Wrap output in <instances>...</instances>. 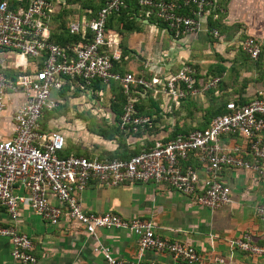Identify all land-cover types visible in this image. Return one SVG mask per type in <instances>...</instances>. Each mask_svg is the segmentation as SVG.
<instances>
[{
	"label": "built area",
	"instance_id": "built-area-1",
	"mask_svg": "<svg viewBox=\"0 0 264 264\" xmlns=\"http://www.w3.org/2000/svg\"><path fill=\"white\" fill-rule=\"evenodd\" d=\"M126 1L103 0L94 16L70 20L68 32L79 34L85 41L60 46L48 40L47 23L64 0H0V113L10 110V135L0 136V206L7 215L0 236L9 241L13 264L36 263L31 239L16 226L22 202L49 224H57L64 216L89 235L99 228L127 230L136 237L139 251L165 252L186 264L198 263L200 256L194 247L161 237L152 220L86 212L78 194L91 180L103 186L153 182L190 196L199 206L216 209L230 201L229 188L218 179L222 168L264 174V141L260 136L264 130V87L248 102L225 103V111L204 128L155 140L127 159L59 154L64 148V136L55 130L42 131L39 119L43 111H51L61 103L52 92L60 91L67 83L76 82L88 92L94 79L116 83L126 97L117 126L126 132L147 131L153 125L149 116L137 112L133 93L150 91L152 97L164 95L171 104L178 105L186 93L196 92V71L186 63L162 78L152 75L148 79L134 72L113 70V61L120 59L119 38L105 23L110 13L126 6ZM135 2L143 13L142 19L163 21L174 37L197 32L213 7L211 0H180L181 4L174 0ZM181 6L188 8L187 15L178 12ZM211 33L216 35V30ZM240 48L256 59L260 44L246 36ZM27 58L34 62L31 68H27ZM217 80L213 77L206 86ZM223 134L243 137L251 159H245L237 148L223 149L219 144ZM190 155L203 171L202 179L196 167L183 164ZM15 187L22 188L24 194L15 192ZM253 210L264 220V203ZM228 243L239 251L264 257V242L255 243L248 232ZM93 250L101 254L104 264H160L139 256L132 260L117 258L98 241Z\"/></svg>",
	"mask_w": 264,
	"mask_h": 264
},
{
	"label": "crops",
	"instance_id": "crops-1",
	"mask_svg": "<svg viewBox=\"0 0 264 264\" xmlns=\"http://www.w3.org/2000/svg\"><path fill=\"white\" fill-rule=\"evenodd\" d=\"M213 1L212 9L197 32L174 37L165 28L145 23L146 19H138L144 27L142 39H139V43L125 39L126 47L131 52L118 61L122 71L162 78L187 62L193 64L198 76L196 92L187 94L190 100L184 99L180 104L173 105L164 95L153 97L159 109L157 114L149 105L147 95L138 96L139 101L146 102L145 108L152 112L154 127L124 136L128 149L141 150L155 140L169 138L176 129L180 132L200 127L202 122L198 119L203 116L202 108L209 101L216 105L245 103L263 89L264 0ZM212 29L216 30V35L211 33ZM246 36H252L260 44L261 52L257 59L249 58L238 45ZM132 55L134 58L131 59ZM33 63L31 58H27V68H31ZM213 77L218 80L206 86ZM65 86L64 91H77L82 100L85 97L94 98L93 93L81 89L76 82ZM208 89L212 91L206 92ZM105 90H110V85L107 84ZM101 94L95 96L97 102ZM191 102L201 104V108L195 110L198 106L191 105ZM110 113H103V117L105 120L109 118L113 124V113ZM60 118L64 121L63 115ZM56 121L55 117H43L39 125L43 131L62 133L64 148L59 152L62 156L73 154L102 159L118 150V142L114 138H102L97 132L99 128L81 129L83 125L78 118L72 120L77 127L70 137L68 131L57 126ZM9 135L10 110L7 108L0 113V136L6 138ZM91 136L114 143L109 148L94 147L86 141ZM260 136L264 141V130ZM219 144L226 150L237 148L245 159H251L246 141L240 135H220ZM183 164L196 167L199 179L203 178L204 173L192 155ZM262 167L264 169V162ZM218 179L229 188L230 201L216 209L199 206L190 196L153 182L103 186L91 180L78 196L86 212H112L123 218L152 220L155 232L161 237L194 247L200 256V261L195 264H264V257L239 251L228 243L242 232L250 233L255 243L264 242V220L259 219L253 210L255 205L264 203V174L224 167L219 171ZM14 191L24 194L20 187H15ZM50 200L55 202L53 197ZM6 223L7 215L0 206V227ZM16 226L31 239L35 264H104L101 254L93 250L97 241L107 245L117 258L132 260L139 256L142 260H155L160 264H186L165 252L139 251L136 237L127 230L99 228L89 235L64 216L57 224H49L34 214L25 202L19 204ZM9 251V241L0 236V264H13ZM217 259H221V262Z\"/></svg>",
	"mask_w": 264,
	"mask_h": 264
},
{
	"label": "trees",
	"instance_id": "trees-1",
	"mask_svg": "<svg viewBox=\"0 0 264 264\" xmlns=\"http://www.w3.org/2000/svg\"><path fill=\"white\" fill-rule=\"evenodd\" d=\"M102 1L103 0H64V4L66 3H78L80 5L81 8H83V14L85 17L90 18L92 16L95 15V12L97 11V9H99L102 5ZM177 3L181 4L180 0H174ZM212 2H214L213 0H211ZM64 4L62 5L61 3L58 4V9H60V11H56L55 13H53L50 18L49 21L47 23L48 25V30H49V35H48V40L60 45V46H64L65 44H71V43H78V42H83L85 41L79 34H71L68 32L67 30V23L63 24V21H59L58 18L59 16H61L60 14L65 10V6ZM64 6V7H62ZM61 12V13H60ZM179 13L187 15L188 12V8L187 7H183L181 6L180 9L178 10ZM81 15V16H82ZM143 17V13L142 11H140V8L138 7V5L136 4L135 0H127L126 1V6L119 9L116 12H112L108 15L105 26L107 29L113 30V31H126L128 33L131 32H137L141 29V22L138 21V19H142ZM58 20V21H57ZM54 21H57V25L56 27H54V25H52L54 23ZM144 22V21H143ZM145 23H153L155 24V26H157L158 28H165L166 27V23H164L163 21L153 18V17H148L145 20ZM168 32L172 35V32L168 30ZM118 33V32H117ZM119 35V33H118ZM123 42V41H122ZM119 50H120V60H122V58L124 57V55H127L129 52H131L127 47H126V43H125V39L124 42L121 43L120 40V36H119ZM261 50L259 51L260 54ZM258 54V56H259ZM257 56V57H258ZM257 59V58H256ZM191 65L193 68V64L191 63H187ZM195 69V68H194ZM113 70L115 71H119V72H123L122 68L119 67V63L116 61H113ZM196 71V69H195ZM136 75H140L143 76L145 78H150V75H146L145 73H139V72H134ZM198 80V76L197 73L194 75V83L193 86L196 87L197 83L196 81ZM107 84L102 83L99 79H94L91 81V86H90V91L91 93L98 94L99 91H104L105 87ZM110 85V90L114 92V95L111 99L110 102V111L113 113V119H114V123L107 126V129H101L99 128V130L97 131L98 134L107 140L113 139L114 136L117 134V132L121 133L123 135V137L125 135H129V134H135L136 132H126L124 130L119 129V127L117 126V122L119 119V116L121 114L122 111V105L124 104L126 97L124 95V93L122 92L121 88L113 82H109L108 86ZM65 85L62 87V89H60V91L58 92H64L65 90ZM208 91H212V90H207ZM145 93H148V97L150 100V106L151 108H154L153 112L154 114H157V111H159L157 103L155 102V100H152L153 97L150 93V91H146ZM134 96L137 93H133ZM188 93H186V95L182 98L179 99V102H182L184 99H191L189 95H187ZM136 97V101H135V108L137 110V112L139 114L142 115H147L152 119L153 125L152 128L154 127V119L152 117V112L150 113V111H148L145 108V104L143 103V101H139V97ZM188 100V101H189ZM180 104V103H179ZM225 103L223 105H216L213 102L208 103V105L203 109V117H204V121L202 122V125H200V127H197L198 129L204 128L208 122L216 115L221 114L225 111V107H224ZM51 113V111H43L40 119H39V124H40V120L41 118H45L47 119V117L49 116V114ZM116 123V124H115ZM192 129H196V128H192ZM191 129V130H192ZM43 131V129H41ZM189 131V130H188ZM187 131H178V129H176V131H173V133H171L170 137L174 136L177 133H186ZM140 150L139 149H128L125 142H119L118 143V150L115 151L114 153L109 154L106 158L110 159V158H120V159H127L129 158L131 155L137 154Z\"/></svg>",
	"mask_w": 264,
	"mask_h": 264
},
{
	"label": "rangeland",
	"instance_id": "rangeland-1",
	"mask_svg": "<svg viewBox=\"0 0 264 264\" xmlns=\"http://www.w3.org/2000/svg\"><path fill=\"white\" fill-rule=\"evenodd\" d=\"M65 6V7H64ZM64 7L66 12L61 13L58 18L59 21H63V24H66V22L75 19L77 17H80L83 14V8L80 7L78 3H65ZM60 11V9H57L56 11ZM57 20V21H58ZM57 21H54L52 25L56 27ZM144 27L143 25L141 26V29L137 32H131L128 33L126 31H117L120 36L121 43L124 42V39H129L131 41H135L139 43V41L142 39L141 36L144 34ZM116 32V31H115ZM150 34V33H148ZM140 39V40H139ZM244 38H242L243 40ZM158 40V38L156 39ZM155 40V41H156ZM241 40V41H242ZM123 41V42H122ZM240 41V42H241ZM126 43V42H125ZM240 47V43L238 44ZM131 59L134 58L133 55L130 57ZM135 63H137L135 61ZM139 64V63H138ZM55 96L59 99H61V103L52 111V113L49 114L51 117H55L56 124L59 127H63L66 131H68V137H70V133L77 127L76 124H72V120L74 118H78L79 121H81L83 127L81 126V129H84L86 127H94V128H103L107 129L106 127L111 125V122H109L108 119H104L103 113H110V102L111 99L114 95V92L111 90H105L101 94V99L99 102L96 101L95 94L92 96L93 100L90 99L89 97H85L83 100L81 98V94L78 93L77 91H64V92H59V93H54ZM145 95H148V93H144ZM90 95V96H91ZM135 96H139V94H136ZM97 97V94H96ZM191 98V97H190ZM99 100V99H98ZM190 102V101H189ZM144 104L146 102L143 101ZM191 105H197L198 107L196 109H200L201 104L191 102ZM210 103V101L208 102ZM203 110V108H202ZM64 116V121L60 118V116ZM111 118V117H110ZM200 122L204 121V117H199L198 119ZM79 126V125H78ZM126 136V135H125ZM114 140L119 142H124V137L121 133L117 132V134L114 136ZM90 145H93L94 147H102V148H109L111 147L114 142H108V141H103L101 138L97 136H91L86 140ZM104 155L105 152H102ZM107 155V154H105Z\"/></svg>",
	"mask_w": 264,
	"mask_h": 264
}]
</instances>
